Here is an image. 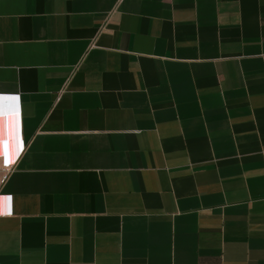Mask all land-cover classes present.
<instances>
[{"label":"crops","instance_id":"obj_1","mask_svg":"<svg viewBox=\"0 0 264 264\" xmlns=\"http://www.w3.org/2000/svg\"><path fill=\"white\" fill-rule=\"evenodd\" d=\"M0 264H264V0H0Z\"/></svg>","mask_w":264,"mask_h":264},{"label":"built area","instance_id":"obj_2","mask_svg":"<svg viewBox=\"0 0 264 264\" xmlns=\"http://www.w3.org/2000/svg\"><path fill=\"white\" fill-rule=\"evenodd\" d=\"M6 180H7V175L6 174L2 175L0 178V192H1L3 185L5 184Z\"/></svg>","mask_w":264,"mask_h":264}]
</instances>
